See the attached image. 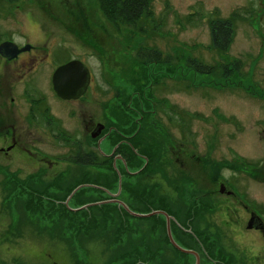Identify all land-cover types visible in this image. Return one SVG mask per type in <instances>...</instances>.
<instances>
[{
  "label": "rangeland",
  "instance_id": "obj_1",
  "mask_svg": "<svg viewBox=\"0 0 264 264\" xmlns=\"http://www.w3.org/2000/svg\"><path fill=\"white\" fill-rule=\"evenodd\" d=\"M219 20L233 26L225 54L213 47L212 26ZM140 25L142 31H117L95 0H0V43L30 45L27 52L35 54L20 58L28 66L19 74L0 67V106L15 97L22 118L26 95L35 94L26 89L36 88L69 127L67 139L47 136L33 147L26 140L28 148L0 151V264H195V256L167 242L157 221L124 217L116 205L82 211L109 199L93 187L110 186L116 194L118 177L67 158L78 155L79 143L98 146L114 156L121 175L120 153H113L119 135L129 131L137 138L143 129L156 136L160 159L142 177L144 159L133 157L122 185L147 186L164 198L183 227L172 233L174 240L197 252L200 264H264V235L247 228L250 212L264 222V0H155ZM142 48L161 52V60L145 54L152 61L144 65ZM72 60L82 61L93 79L82 101L66 104L53 97L51 79ZM190 60L214 71L189 69ZM97 123L108 138H91ZM7 142L0 138V149ZM53 161L57 165L49 166ZM217 165L227 182L216 177ZM38 176L42 181L35 183L31 177ZM199 195L206 201L191 199ZM156 198H149L151 210L161 207ZM116 199L147 212L124 190ZM192 229L200 243L189 236Z\"/></svg>",
  "mask_w": 264,
  "mask_h": 264
},
{
  "label": "trees",
  "instance_id": "obj_2",
  "mask_svg": "<svg viewBox=\"0 0 264 264\" xmlns=\"http://www.w3.org/2000/svg\"><path fill=\"white\" fill-rule=\"evenodd\" d=\"M10 1L14 2L15 0H10ZM95 1L98 5V10H99L100 14L102 15V17L108 23H110L117 31L122 30L123 27H125V28L131 27V28L136 29L138 31H142L140 24L143 20L147 21L151 17L152 6H153V2L155 0H95ZM232 37H233V26L231 25V23L229 21L219 20V21H215L213 23L212 40H213V47L216 48L217 51L225 54L230 48V45L232 43ZM0 39H1V35H0ZM138 54L140 56L139 58H140L141 63H143L144 65L147 64L149 61H152V59L156 60L158 62L161 60V52L154 50V49L142 48L139 50ZM145 54L152 55L155 58L148 60L147 57L144 56ZM188 68L189 69L193 68L197 72H201L204 74H210L214 71V69L212 67L206 66L197 60H190L188 63ZM224 70L227 72L229 69H227V66H226V67H224ZM125 133L128 135V137H127L128 143L125 142L124 137L119 135L121 138L119 141L121 146L117 152H119L120 155L122 156V159L119 162H121L123 165L122 170H119V171H120L122 176L127 174L129 177H131V174L129 171L133 168L132 165L134 164L132 162V158L139 156V158L142 157L144 159V163L142 166L139 167V171H138L139 174L138 173H136V174L142 175V177H143V175H146L147 171L150 169V166L152 167V164L154 162L159 161V159H160L159 154H161L160 153V150H161L160 144L157 143V138H156V136H154L153 132L152 131L148 132L146 129H143L142 133L137 138H134L135 134H131V132H129V131H125ZM123 135H125V134H123ZM154 145L156 146V150L159 152V154H158V152L156 154V152H155L156 150H155ZM136 149L138 150L137 153H135V151H134ZM78 150H80V148H78ZM77 153H78V155L75 156V158L74 157L67 158V162L78 165V166H83V167H104V169L107 168V169L114 170L117 177H118L117 182L119 183L120 178H119L118 171L115 170L113 167L114 156H106L102 153H100L99 156L94 155L93 153L82 154L81 151H78ZM146 160L148 161V163H146ZM217 166H213V167L211 166L210 170L213 172L215 170L214 167H216V169H217ZM220 168L218 166L217 172L215 170L216 177H218L222 180H225L220 175V171H221ZM124 177H126V175ZM141 178H139V179H141ZM31 179L33 181H37L35 183H40L42 181L41 176H38V178L31 177ZM140 182L143 183L144 179L141 180ZM185 182L188 183V180L185 179ZM225 182H227V181L225 180ZM16 184L21 185V183H17V182H16ZM82 189H84V188H82ZM93 189H97L99 192L106 194L107 198L109 197L110 200L113 199L112 195L115 194L112 192V188L110 186H105V188L93 187ZM116 189H117V193H118L119 184H118ZM123 190L125 192H127L130 195V197H132V199L135 200L138 204L144 205L145 209H147V212L139 211V209H137L136 206H134L131 203L128 204L127 201H124L126 203V205L134 213H138V214L146 213V214H148V213H151L153 211H164V212L168 213L170 216L175 217L174 213H172L171 210L166 208L167 205L164 204V198H161V199L158 197L156 198V196L154 195V192H152V191H150L148 193V187L147 186L143 187V185L141 186L140 184L137 187H135V186L132 187L130 185H125V186L122 185L121 191H123ZM146 191H147V193H146ZM199 196L200 197L191 196V199H193V200L201 199L200 201H206L207 196H201V195H199ZM150 197H152L153 199L156 198L158 201V204L161 203L160 204L161 207L159 210H151V208L154 207L155 205H152V204H154V202H150V200H149ZM109 199H107V200H109ZM104 201H106V200H104ZM110 205H116V208L118 209L120 215H123L124 217L129 216L131 218H136V217L132 216L131 214H129V212H127L126 209L123 208L122 206H120L119 204H114V203L103 204L101 206V208H104V207H107ZM207 205H208V210L212 209V205H209V203H207ZM149 210H151V211H149ZM82 211L84 213L88 212V210H86V209H82ZM71 213L74 215L77 214V212H73V211ZM160 217L164 218V219L161 220ZM140 219L157 221L159 223V225H163L164 230H166L167 242L170 243L171 246L179 254L185 255V256L189 255V254H186V253H183V252L177 250L172 245V243L170 242V239H169L168 234H167V223H166V217L165 216L153 215L151 217H143ZM190 221H191V219H190ZM171 229H172L173 234L176 232L177 229L183 231V227H181V225H178L176 220H172ZM184 231H186V230H184ZM186 232L189 233L188 231H186ZM189 236L191 238H193L195 241H198L200 243L201 234L197 233L196 231H194L192 229V232L189 233ZM202 244L205 247V244L204 243H202ZM179 245L186 249V247L182 246L180 243H179ZM187 249L192 250L190 248H187ZM205 251L212 258L210 250L205 248ZM146 262H147V260H146ZM139 264H146V263H139Z\"/></svg>",
  "mask_w": 264,
  "mask_h": 264
},
{
  "label": "flooded vegetation",
  "instance_id": "obj_3",
  "mask_svg": "<svg viewBox=\"0 0 264 264\" xmlns=\"http://www.w3.org/2000/svg\"><path fill=\"white\" fill-rule=\"evenodd\" d=\"M2 43H0V44H2ZM25 46H27V45H25ZM25 46H19L18 45V48L22 49ZM26 52L27 51L19 53L13 59H9L8 57L0 54V67L4 66L5 69L7 67H9V68L15 67L16 73L19 74L21 70H24L23 68H26V66H28V63H25V62H22V64H20L19 63L20 58L22 56H26V55H30L33 57L35 56V54H33V52H29V53L28 52L26 53ZM13 62H15V63H13ZM34 67H35V65L31 69H33ZM52 78H53V75H52ZM92 79H93V77L91 74L90 86L92 83ZM51 81H52V79H51ZM52 85H53V83H52ZM90 86H89V88H90ZM25 87H28V86L25 85ZM29 90L32 92H35V94L33 96H30L28 94L26 95V97L27 98L29 97L30 100H29L28 106L26 107L27 112L25 113L24 117L21 118L19 115V111L16 110V107L18 106V104H17L15 97H13L14 99L12 98L10 102H7L5 104L3 103V105L0 106V138H3L4 142L9 141V143L7 142L6 147H5L6 150H5V148L0 149L1 152L5 151V154H8L6 151H9V152H11V151L14 152L16 150L20 151L21 150V148H20L21 144H25L27 146V144L24 143V141H26V140L30 141L31 145H32L31 147H33V146H35L34 144H37L38 141H43L47 136H51L52 138L57 139V140H64V139H67L69 137L68 136V133H69L68 124L66 122L62 121V116H61L62 114L59 113V110L57 108H52L49 106V105H51L49 98L47 96H45L44 94H41L40 93L41 91L36 89V88L26 89V91H29ZM53 92H54V94H52L53 97L57 98L59 102L63 101L66 104H74V103L79 102L80 100L82 101L84 95L87 93L86 92L82 97H80L77 100H65V99H62L61 97H59L57 95V93L54 90V87H53ZM55 101L58 102L57 100H55ZM12 106H14V107H12ZM75 111H76V113H74ZM75 111L72 112L74 115H76L77 111H80V110H75ZM80 114H81V112L79 113V115ZM99 125H100V123H97V125L94 127V129L92 130V132L90 134V136L93 140L99 141L100 137H103L104 135H106L107 138L109 137V134H106V132H105V130H106L105 127L98 137H96V138L93 137V134L96 133ZM111 132H114V131L111 130ZM102 134H103V136H102ZM123 137H124L125 142L128 143V139H127L128 135L125 134V135H123ZM120 146H115V150L113 152L114 154L117 153V151L120 149ZM78 147H80L79 151H81L82 154L93 153L94 155H97L99 153H102L98 146L96 147L95 150H93L89 146L87 147L83 143H79ZM27 148H28V146H27ZM27 148H24L25 151L30 152V150H32L30 148H29L30 150ZM23 152L24 151H22V153ZM32 152H34V154H36L38 156L43 157L46 161L49 160L46 156L45 157L42 156V153H40V152H37V151H32ZM119 157L121 160L122 156L119 155ZM50 161H52V160L50 159ZM53 162H55V163L50 162L49 166L52 167V165L53 166L57 165L56 161H53ZM222 184H224V183H222ZM224 186H225V184H224ZM113 199H111V200H113ZM101 202H103V201H101ZM250 213L252 215V213H254V212H250ZM255 231L260 232L262 235H264V231H262V230H255Z\"/></svg>",
  "mask_w": 264,
  "mask_h": 264
},
{
  "label": "water",
  "instance_id": "obj_4",
  "mask_svg": "<svg viewBox=\"0 0 264 264\" xmlns=\"http://www.w3.org/2000/svg\"><path fill=\"white\" fill-rule=\"evenodd\" d=\"M30 45H27L23 47L22 49H19L18 46L13 42H3L0 44V54L8 57L9 59L15 58L19 53L28 51L30 49ZM91 82V73L89 68H87L84 63L80 60H72L59 68L56 69V71L53 74L52 83L55 92L59 97L65 100H77L80 97H82L88 90ZM104 129V126L101 125L97 128V131L95 134H93V137H98L102 130ZM119 190L117 194H113V200H107L103 202H98L95 204H90L88 206H84L82 209H86L90 206L94 205H102L107 203H117L123 208L126 209L129 214H131L134 217L143 218V217H151L153 215H163L166 217L167 220V233L170 239V242L172 245L179 251L193 255L196 258L195 264H200V256L197 252L193 250H188L183 247H181L173 238L172 231H171V221L174 219L172 216H170L168 213L164 211H154L149 214H138L134 213L130 210V208L122 201L117 200L116 198L120 195V192L122 190V176L119 175ZM81 188V187H80ZM226 187L222 185V191L224 192ZM79 189V188H78ZM78 189H76L72 194H74ZM229 194H232V192H228ZM247 228L250 230H262L264 231V222L262 219L256 214L252 213L251 219L248 222Z\"/></svg>",
  "mask_w": 264,
  "mask_h": 264
}]
</instances>
